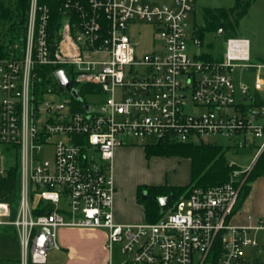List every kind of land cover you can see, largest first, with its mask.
I'll return each mask as SVG.
<instances>
[{"label": "built area", "instance_id": "obj_1", "mask_svg": "<svg viewBox=\"0 0 264 264\" xmlns=\"http://www.w3.org/2000/svg\"><path fill=\"white\" fill-rule=\"evenodd\" d=\"M196 1L65 0L51 30L49 6L30 0L24 34L0 53V176L17 167L20 194L17 208L0 200V228L14 229L20 264H46L64 227L106 229L108 264H209L216 253L217 264H264V215L239 218L242 186L264 151V59L253 60L243 36L206 49L189 21ZM138 22L152 26L153 51L138 53L128 33ZM214 136L256 148L253 165L193 188L157 221H116L117 147L220 145Z\"/></svg>", "mask_w": 264, "mask_h": 264}, {"label": "rangeland", "instance_id": "obj_2", "mask_svg": "<svg viewBox=\"0 0 264 264\" xmlns=\"http://www.w3.org/2000/svg\"><path fill=\"white\" fill-rule=\"evenodd\" d=\"M235 3V0H197L195 3V10L191 13L189 21L191 26L194 24L201 25L203 22V13L206 7H230ZM128 33L133 37L134 41L138 43L137 51L139 54L153 51L155 48L154 42L156 40L155 33L152 26L145 22H138L133 26L128 27ZM233 33H229L232 35ZM235 35L245 36L250 40L251 54L254 61L264 58V0H255L249 8L247 14L240 20L238 26L235 27ZM234 36V34L232 35ZM226 37L216 35L213 32H207L204 37V47L210 51L218 52L224 49ZM158 41V40H156ZM252 74H239L238 79H242L250 84L253 83ZM94 97H89L88 100H93ZM60 101V100H59ZM208 141L217 142L226 149V157L228 162L237 168H246L253 165L254 157L257 149L246 147L242 149H234V140L223 137L214 136L209 137ZM257 142V140H255ZM138 148H130L126 152L124 161H120L115 168V177L121 181V185L117 186L120 194L128 197L130 192L133 194L137 185L164 183L168 185L188 184L191 179V171L189 161L183 157L174 155H154L146 157L145 152L139 147H142L144 141L131 140L130 143ZM125 145V146H128ZM188 182V183H187ZM251 196L252 193L262 191L264 193V176L258 177L251 182ZM242 194V193H241ZM19 190L12 198V205L17 208L19 204ZM246 197L242 201L241 208L244 213L239 217L245 221L246 214H253L252 198ZM130 206L129 204H125ZM65 228V227H64ZM61 229V228H60ZM59 229V230H60ZM76 229V228H73ZM93 229L94 232L89 233L85 231H76L72 233L71 246L75 252L84 256L86 260L91 261L92 264H100L102 258L110 257V250L108 247V235L104 228H80ZM60 240V233H59ZM121 246L114 244L112 246V257L115 261L121 259ZM66 254V250L51 249L49 251L50 259H60ZM21 246L16 238L13 228H0V264H9V258L14 260L20 259Z\"/></svg>", "mask_w": 264, "mask_h": 264}, {"label": "trees", "instance_id": "obj_3", "mask_svg": "<svg viewBox=\"0 0 264 264\" xmlns=\"http://www.w3.org/2000/svg\"><path fill=\"white\" fill-rule=\"evenodd\" d=\"M65 0H39L51 10V30L59 26L62 18L61 4ZM255 0H235L230 7H206L203 13V22L198 25V34L204 40L207 32L223 37L235 35V27L247 14ZM30 0H0V53H3L5 42L24 34ZM229 33H233L229 35ZM264 59V58H263ZM264 103L259 99V104ZM146 157L154 155L180 156L191 160V180L185 185H156L141 184L137 187V200L142 204L145 220L157 221L162 212L157 200L158 196L173 194L175 199L187 196L195 187H209L221 184L229 179L230 173L237 167L230 164L226 157V149L213 143H193L191 141L163 140L148 142L142 145ZM264 176V151L259 156L253 169L249 173L241 189L239 205L249 195L251 182ZM19 184L18 168L9 169L0 176V200H12ZM37 213H40L36 211ZM217 253L209 259V264H217Z\"/></svg>", "mask_w": 264, "mask_h": 264}, {"label": "crops", "instance_id": "obj_4", "mask_svg": "<svg viewBox=\"0 0 264 264\" xmlns=\"http://www.w3.org/2000/svg\"><path fill=\"white\" fill-rule=\"evenodd\" d=\"M245 37V36H243ZM247 38V37H246ZM249 39V38H248ZM130 148H138L135 145H128V146H119L115 149L114 153V159H113V177H114V184H115V194H114V217L116 221L120 223H134V222H139L145 220V213H144V208L142 204H140L137 200V187L135 189V192L132 194L130 192L129 199L128 197H124L120 194V191L118 190L117 186L121 185V181L115 177V168L117 165H119L120 161H124V157L126 152ZM143 150L144 152V147H139ZM180 157V156H177ZM187 161H189V167L191 171V160L187 157ZM191 180V179H190ZM190 182V181H189ZM188 183V182H187ZM156 185H165L164 183H152ZM186 184V183H185ZM175 185H184V184H175ZM252 190V187H251ZM251 190L250 193L247 197L251 196ZM252 211L253 215L255 216H260L264 215V193L262 191H256L252 193ZM125 204H129L130 206H126ZM242 204V203H241ZM240 204V207L243 205ZM243 214L244 211L241 208ZM85 231L92 233L94 232L93 229H80V228H61L58 231V240H59V233H60V248H64L66 250V254L60 258V259H50L49 253H48V261L46 264H92L90 263L91 261H88L85 259L84 256L79 255L77 252L74 251V249L71 246V238L70 236L72 233H76V231ZM20 259L14 260L13 258H9V264H20ZM102 262L100 264H108L109 258L107 257L102 258Z\"/></svg>", "mask_w": 264, "mask_h": 264}, {"label": "water", "instance_id": "obj_5", "mask_svg": "<svg viewBox=\"0 0 264 264\" xmlns=\"http://www.w3.org/2000/svg\"><path fill=\"white\" fill-rule=\"evenodd\" d=\"M223 33H224V31L221 29L219 31V35L221 36V35H223ZM57 76L61 81L62 87H67V88L71 87V83L68 80V77H67L65 71H58ZM157 200H158V203H159V206H160L162 213H165L169 209L174 207L175 197L173 194L158 196Z\"/></svg>", "mask_w": 264, "mask_h": 264}]
</instances>
